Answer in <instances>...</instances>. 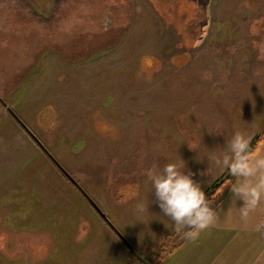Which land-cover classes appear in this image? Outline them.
Returning a JSON list of instances; mask_svg holds the SVG:
<instances>
[{"label": "rangeland", "instance_id": "obj_1", "mask_svg": "<svg viewBox=\"0 0 264 264\" xmlns=\"http://www.w3.org/2000/svg\"><path fill=\"white\" fill-rule=\"evenodd\" d=\"M237 129L264 135V0H0V264H154L147 171L211 197Z\"/></svg>", "mask_w": 264, "mask_h": 264}, {"label": "clouds", "instance_id": "obj_2", "mask_svg": "<svg viewBox=\"0 0 264 264\" xmlns=\"http://www.w3.org/2000/svg\"><path fill=\"white\" fill-rule=\"evenodd\" d=\"M252 137L242 130H235L226 140L224 150L212 151L208 160L214 163L219 174L228 171L235 177V183L226 180L223 187L230 185L233 198L241 199L240 216L247 219L264 200V151L257 152L251 147ZM185 162H169L162 168L153 167L146 173L154 190L153 195L161 209L173 225L174 231L186 239H195L199 232L212 226L217 219V211L211 206L193 173L184 171ZM135 211L143 214L147 206L140 202ZM257 228H264L262 221Z\"/></svg>", "mask_w": 264, "mask_h": 264}, {"label": "crops", "instance_id": "obj_3", "mask_svg": "<svg viewBox=\"0 0 264 264\" xmlns=\"http://www.w3.org/2000/svg\"><path fill=\"white\" fill-rule=\"evenodd\" d=\"M261 151L264 146H259L257 152ZM235 179L228 180L235 183ZM212 195L209 197L206 193L217 211L216 222L200 231L195 239L177 234L158 203H152L153 208H157L158 219L154 231L171 240H165V258L158 264H264V228H257L264 221V200L243 219L239 212L243 201L234 200L230 185Z\"/></svg>", "mask_w": 264, "mask_h": 264}, {"label": "trees", "instance_id": "obj_4", "mask_svg": "<svg viewBox=\"0 0 264 264\" xmlns=\"http://www.w3.org/2000/svg\"><path fill=\"white\" fill-rule=\"evenodd\" d=\"M263 137H264V135H260V136H256L253 139V141L251 142V147H252L253 150H255V151L258 150L260 143L263 141ZM219 185L220 186L219 187H216V189H221L223 187V184H219ZM212 193H215V191L212 192ZM163 258H165V253L154 264H158V262L160 260H162Z\"/></svg>", "mask_w": 264, "mask_h": 264}, {"label": "water", "instance_id": "obj_5", "mask_svg": "<svg viewBox=\"0 0 264 264\" xmlns=\"http://www.w3.org/2000/svg\"><path fill=\"white\" fill-rule=\"evenodd\" d=\"M62 170H63V172L70 178V180L73 182V183H75V184H77V182L62 168ZM91 200V199H90ZM91 202L93 203V201L91 200ZM94 204V206H96L95 205V203H93ZM96 208L98 209V207L96 206ZM99 210V209H98ZM104 216V215H103Z\"/></svg>", "mask_w": 264, "mask_h": 264}]
</instances>
